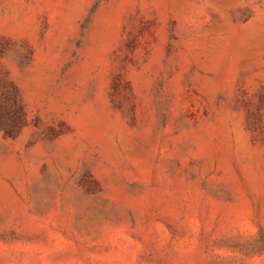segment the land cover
<instances>
[{"label": "rangeland", "instance_id": "374dc122", "mask_svg": "<svg viewBox=\"0 0 264 264\" xmlns=\"http://www.w3.org/2000/svg\"><path fill=\"white\" fill-rule=\"evenodd\" d=\"M0 264H264V0H0Z\"/></svg>", "mask_w": 264, "mask_h": 264}]
</instances>
